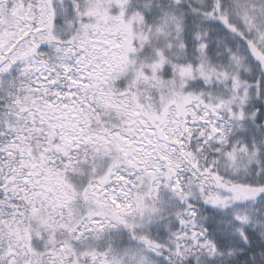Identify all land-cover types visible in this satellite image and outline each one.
I'll return each mask as SVG.
<instances>
[{
    "label": "snow or ice",
    "instance_id": "obj_1",
    "mask_svg": "<svg viewBox=\"0 0 264 264\" xmlns=\"http://www.w3.org/2000/svg\"><path fill=\"white\" fill-rule=\"evenodd\" d=\"M0 264H264V0H0Z\"/></svg>",
    "mask_w": 264,
    "mask_h": 264
}]
</instances>
